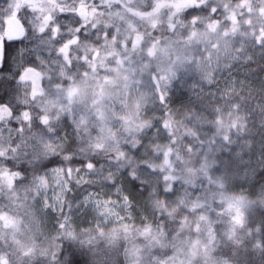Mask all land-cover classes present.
Listing matches in <instances>:
<instances>
[{
    "label": "clouds",
    "instance_id": "clouds-1",
    "mask_svg": "<svg viewBox=\"0 0 264 264\" xmlns=\"http://www.w3.org/2000/svg\"><path fill=\"white\" fill-rule=\"evenodd\" d=\"M0 264H264V0H0Z\"/></svg>",
    "mask_w": 264,
    "mask_h": 264
}]
</instances>
